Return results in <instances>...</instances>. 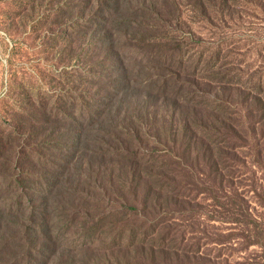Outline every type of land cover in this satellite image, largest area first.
<instances>
[{
	"label": "rangeland",
	"instance_id": "rangeland-1",
	"mask_svg": "<svg viewBox=\"0 0 264 264\" xmlns=\"http://www.w3.org/2000/svg\"><path fill=\"white\" fill-rule=\"evenodd\" d=\"M154 4L160 20L146 17L144 37L157 39L135 48L95 0H0V264L29 260L23 231L35 240L30 264H264V177L253 162L264 153L224 149L225 132L182 129V112L168 116L162 101L140 111L117 61L133 70L158 50L198 83L186 97L214 94L206 80L224 69L252 91L259 80L264 99V0H214L209 19L197 0ZM114 93L123 102L110 115ZM124 128L134 131L126 142ZM101 138L119 150L102 153ZM25 147L37 152L17 161Z\"/></svg>",
	"mask_w": 264,
	"mask_h": 264
},
{
	"label": "trees",
	"instance_id": "trees-1",
	"mask_svg": "<svg viewBox=\"0 0 264 264\" xmlns=\"http://www.w3.org/2000/svg\"><path fill=\"white\" fill-rule=\"evenodd\" d=\"M157 1L159 0H95V4L98 10L102 11L104 6H106L108 11H110V9L113 11V16L116 18L119 27L121 26L122 28V30L117 29L118 38H120V34V36L128 42V46L131 45L135 48H141L145 42L151 43L153 42V39H157L155 37L149 39L151 36L148 39L144 37L145 28L152 26V24L150 25L149 22H146V17L155 16L156 21V18L160 20V11L154 4V2ZM212 1L214 0H197V6L201 7L202 12L204 13L203 16L207 19H209L210 16H207L206 14L208 12L206 6ZM142 10L146 11V13H143ZM136 13H141V16L135 18L133 15ZM102 22H104V20H102ZM107 27L104 29L105 32L108 30ZM164 38L165 37H159L158 39L162 41ZM159 46H162V43ZM217 48H219V46ZM160 53L161 51L158 52L157 50V53L152 55V60L149 59L148 61L141 62L140 65L137 64L133 70H128L126 68L124 64L125 60H122L121 57L117 59L122 71V80H120V82L124 84V87L126 86V91H140L141 99H143L141 102L142 109H139L140 111L148 113L155 101H162L164 102V105H167L166 107H168L169 111H171L168 116H175L178 113L176 109H179L182 112V129H189L190 127L199 125L201 130H206L213 134H222L225 132L226 136H224V142L226 145L223 142V139H218L224 149L237 148L240 150L244 148L249 150L255 157H259V155L264 153V99L260 95L262 87L259 80L256 83V90L252 91L246 85L245 81H241L239 78L241 76L240 73L237 74L238 76L236 75L238 77L236 80H226V71L223 69L222 71H218V73L222 72V75L218 77V80H214V78H207L206 80L208 83L205 84L208 85H211L212 81L214 82L212 83V85L215 84V86H213L214 89H212L214 94H210V91H202L200 94H196L200 100H193L189 96L186 97V94L185 96L183 95V91L191 90L192 85L190 86L189 83L193 82L182 77L181 70H177L175 66L170 64V62L161 60L158 55ZM219 54L220 51L217 50L215 52L216 57L219 58ZM234 69L241 72L240 68ZM139 73L144 74L143 80L137 78ZM197 84H193V89L198 90ZM152 90L158 91L160 96ZM114 95L115 93L112 94L109 99L110 106L107 111L110 115L119 112L120 106L118 107V105H121L123 102L121 100V95H119L117 100H115V97L113 98ZM153 97L157 98L152 100ZM112 98L113 100H111ZM156 108L157 107L153 109ZM187 111H192V115H189ZM94 114H97V116L100 117L103 113L97 110ZM128 128L130 127L128 126ZM124 131L125 133L122 134V141L126 142L125 136L130 135V133H133L134 131L125 128ZM103 138L101 139L104 141ZM104 142L101 147L105 150H102V153H106V151L108 153L109 151L114 153V150H119L120 146H112L107 144V141ZM34 152H37L34 148H23L20 151L17 161L20 157H23L30 162V155ZM253 162L259 165L262 169L264 177V164H261L256 158L253 159ZM84 164L88 166L89 160H85ZM72 165L73 164L71 163H66L63 168L61 166L62 170H60V175L68 177V170ZM33 168L34 167L27 168V171L21 173L19 178H16L15 180L17 182L22 181V178H24L25 175L31 174L30 169L32 170ZM55 178L57 177H53L52 179L54 180ZM69 180L71 183H77L73 178ZM64 186L67 192L75 190L70 185ZM78 191V193L83 192V190ZM33 216V211L31 209L29 215L26 214L24 216L22 222L23 226L27 228L30 217ZM2 236L3 235L1 234L0 238ZM20 238L21 241L24 239L23 245H25L23 259L29 258L25 264H30L29 261L31 260V256H34L32 252L34 250L33 244L35 243V240H33L30 237V234L26 231L22 232ZM4 244L6 247H4L3 250L10 251L11 248L9 244ZM15 259H17L16 256ZM8 262L11 263L12 259L8 258Z\"/></svg>",
	"mask_w": 264,
	"mask_h": 264
}]
</instances>
